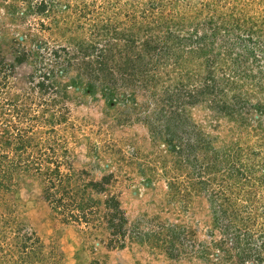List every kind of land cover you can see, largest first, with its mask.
<instances>
[{
    "label": "rangeland",
    "instance_id": "1",
    "mask_svg": "<svg viewBox=\"0 0 264 264\" xmlns=\"http://www.w3.org/2000/svg\"><path fill=\"white\" fill-rule=\"evenodd\" d=\"M161 16L184 24L186 36L218 23V52H243L236 19L254 16L264 35V0H0V157L31 167L0 171V264L27 259L23 251H36L25 264H264V114L259 121L254 110L244 119L217 118L200 96L195 104L191 95L201 83L186 66L164 50L145 49L153 34L166 36L154 23ZM110 49L116 59L106 74L119 79L132 69L131 100L106 96L104 73L91 71ZM254 78L238 79L240 89L257 91L251 98L264 102ZM231 90L228 102L236 104ZM171 137L191 157L174 154ZM26 139L33 143L20 156L15 148ZM204 139L212 142L208 160L205 151L188 149ZM224 146L234 153L225 154L231 163L211 172V156L218 150L223 157ZM82 171L90 176L81 178ZM105 175L112 181L104 193L84 188ZM48 190L63 201L59 211L46 201ZM113 196L120 201L115 225L126 221L123 236L107 226ZM96 199L103 204L88 219L71 218L81 201ZM97 222L104 234L92 238L87 223Z\"/></svg>",
    "mask_w": 264,
    "mask_h": 264
},
{
    "label": "trees",
    "instance_id": "2",
    "mask_svg": "<svg viewBox=\"0 0 264 264\" xmlns=\"http://www.w3.org/2000/svg\"><path fill=\"white\" fill-rule=\"evenodd\" d=\"M160 4H162L160 7H165L166 5V3H162V2H160L159 5ZM153 7H157V6L153 4ZM237 11L240 12L242 11V9H238ZM245 16L246 15H243V17ZM247 17H249L247 20L246 19L241 20V18L236 19L237 20L236 29L242 33L240 37L237 36V39L240 41V44L236 43L237 47L243 49L242 50L243 52L241 53H227V52H218L214 50V46L217 44L218 36L222 32V28L219 27L218 23H216L215 27L212 28L210 32L207 30L201 34L197 33V34H192V36H186V35H180V32H181L180 30L183 28L182 26L184 24L174 25L172 22L173 19L171 20V22L169 19H167L166 22H163L164 19L162 18V16L159 17V19L155 18L154 23L156 24L155 26L158 29H162L163 27H166L167 29L166 36L161 39L159 36H155L153 34L151 39L147 40L145 44L146 45L145 49L148 50V52L153 51L154 54L156 51L159 52V49L164 50V52L167 55H170V58L175 56L178 60H180L182 64L186 66L184 68L186 69L187 75L190 76L191 79L194 80L195 82H198L199 85L201 83L202 88L199 86L198 89H200V91L198 90V92H193L196 94L191 95V99L196 104V102H198L196 97L200 96L198 98L203 99L201 100V103H203V105L205 104L208 105V106L205 105L206 109H210L213 113H217L216 115L217 118L227 117L228 119L233 120L237 115H239L240 119L241 117L242 119H244L246 118L245 116L251 112V110L252 111L254 110V111H258V113L260 114L256 117V120L259 121L261 115L264 114L263 100L258 98L254 102L253 99L251 98V95L252 93H257V91L252 90L249 92L248 90L244 91L242 88L240 89V81H238V79L251 80V77H255L254 79H257V80H256V83H254L252 86L253 87L256 86L259 89H261L260 92L264 91V35L257 33L258 31L256 30V28L258 27H255V24L257 25V21L254 20L255 17L254 16H247ZM144 18H147V17H144ZM181 20L183 21L184 19L182 18ZM157 21H161L160 24H158ZM213 21H216L215 18L213 19ZM162 22H163V25L161 26ZM249 23H252L253 26L252 27L249 26V28H247V26L245 25H248ZM189 43H193L194 48L189 49V47H187L188 48L187 50L185 47L189 46ZM195 46H198V48L196 49ZM127 55L128 53L123 54V56H125L123 58L126 59L128 62V60L131 58ZM231 56H233V58ZM230 57L232 58V62L228 63L230 61L229 59ZM115 59H116L115 52L113 49H110L107 52H104L100 56H98V58L95 59V61H92L93 66H96V67H93L91 71L93 72V75H95V78L98 77L96 75L97 72L104 73L103 75L104 77L102 79L106 82V84L104 83L102 86L105 88L106 96L111 97L113 100L115 97L122 94V96H124L123 97L124 101L131 100L135 96L128 94L127 90L130 88L128 84L133 81L132 75H134V73L133 74L129 73V71L132 69L130 70L124 69L123 75L119 79L118 78L116 79V77L113 74H110V75L106 74V69H108V66L110 65L109 63L115 62ZM197 59L203 60V61L201 64L196 66L195 61ZM160 66H163V65H160ZM136 68H137V65L134 64L133 69H136ZM142 69H143L142 72L145 74V76L147 75L146 78H149L152 76L151 72H153V70L151 69V67L145 66ZM225 71H226V75H227V72H229L228 79L226 80L227 81L226 85L222 84L221 82L222 80H224L222 75ZM254 72L255 74L258 73V75H255ZM231 74H233L232 79H230ZM219 81H220V85L218 84ZM92 85L89 87L90 89L95 88V83ZM40 86L44 87V84H41ZM230 90L231 92H233L235 96L234 98L237 99L236 104L235 103L230 104L228 102L230 98L229 97ZM238 95H241V96H238ZM247 95H250L249 99L246 98ZM110 106L112 107V105ZM181 112H183V110ZM176 118L179 119V121H182L181 123H184L187 126V124L185 123L184 114L180 113L179 115H177ZM184 124H181V126H184ZM192 127L194 126L192 125ZM198 136L202 137V133ZM169 140L172 145L171 151L174 152V154L180 156V158L186 155L189 157L190 153H186L188 152L187 147L185 148L183 147L184 143L182 140H180V138H179L180 140L179 143L175 142L174 141L175 139L173 137H171ZM198 140H202V139L199 138ZM204 141L205 142L198 143L197 145L190 144V146L192 147L188 149L190 151L194 150L195 153L205 151L207 153L206 160H208V158H210L209 153L211 154V151H212V144H211L212 142H207L206 139H204ZM32 143L33 142L31 139H26L22 144H19L15 148L17 151V154H19L20 156L24 155L26 152H28L27 150L31 146ZM174 143L180 144V145H174ZM12 145L15 146V144L13 143ZM225 147L226 146H224L225 152L223 153V157L220 155L221 151H218V150L215 151L216 152L215 155L211 156L212 160H214L212 161L213 163L212 167L210 166V164L208 165V169H210L211 172H216V173L220 172L221 170H218V168H220L219 164H226V166H228L231 163V162L229 163V160L227 159L230 155H225V154L232 153V151H230V149H226ZM213 149H216V148H213ZM7 155L8 154H5L3 158L0 157V171H2L4 168H7L8 171L12 170V172H10L9 174H12L14 170H20L22 168L24 169V171H31L30 165L25 164L26 166L23 167L19 164H15L14 163L15 160H10L9 156ZM190 157H191V154H190ZM35 164H38V163L35 162ZM242 164L244 165V163ZM181 167L182 166H178V167L176 166L175 168L176 170L177 169L181 170ZM34 169L37 170V172H41L42 170L40 166H37ZM50 170H52L51 172L54 171L53 169L48 168L47 173H49ZM231 171H235V169L233 168ZM239 172L242 173L243 169L239 168ZM55 173L57 174V177H58V174H59L58 170L57 171L55 170ZM85 175L90 176L88 171H82V175L80 177L83 178ZM234 176L238 178L236 171L233 177ZM66 180L67 179L65 178L64 181ZM111 181H112V176L105 175L101 181H92L86 184L84 188L86 189L91 188L92 191L96 192L97 194H102L106 190V184H110ZM149 181L151 182L152 180H149ZM53 182L54 181L51 182L50 187H57L56 184ZM54 197L55 195L51 193L50 190L46 191V201L51 203L53 210L59 211L58 209L64 206L63 201H61V199H53ZM96 200L97 201L89 200V202L87 201L88 202L87 204L85 203V201L84 202L81 201L80 205L76 207L77 211L78 210L81 211L80 215H77V214L72 215L71 218L73 219L76 217V219H78V222L82 218L88 219L87 217L93 211L92 209L94 208V206L95 207L101 206L103 204V202H101L100 200L99 201L98 199ZM106 205L110 209V214H111V218H109V220L105 218L106 220H108L106 221L107 226L109 227L113 235L123 236L124 235L123 229L126 223L125 219L123 218L122 221L119 219L120 220L119 225H115L116 220L114 219V218H117L120 212L119 199L116 196H113L112 198L108 199V201L106 202ZM230 206L234 208L235 213L237 214L238 210L235 208V206L232 205V203L230 204ZM65 220H68V218L66 217ZM87 224H88L87 226H89V229L93 228V231L90 232V236L92 238H100L101 234H104L103 232L104 229L102 227V224H99V222H97L96 225L89 224V223ZM262 233L264 235V231H262ZM260 249L262 248L260 247ZM33 253H36V251L31 252V253H28V251H23V254H27V259L21 262H17V264H25L26 262H28V259L31 260Z\"/></svg>",
    "mask_w": 264,
    "mask_h": 264
}]
</instances>
